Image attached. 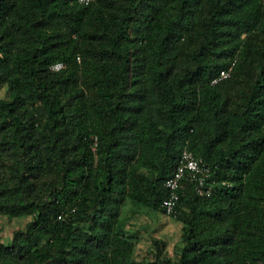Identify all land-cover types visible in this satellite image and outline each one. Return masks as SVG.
I'll return each instance as SVG.
<instances>
[{
	"label": "trees",
	"instance_id": "obj_1",
	"mask_svg": "<svg viewBox=\"0 0 264 264\" xmlns=\"http://www.w3.org/2000/svg\"><path fill=\"white\" fill-rule=\"evenodd\" d=\"M0 87V264H264V0H0ZM183 149L211 193L137 260Z\"/></svg>",
	"mask_w": 264,
	"mask_h": 264
},
{
	"label": "rangeland",
	"instance_id": "obj_2",
	"mask_svg": "<svg viewBox=\"0 0 264 264\" xmlns=\"http://www.w3.org/2000/svg\"><path fill=\"white\" fill-rule=\"evenodd\" d=\"M5 96V87H0V98ZM122 216L127 220L126 227L135 231L132 239L135 245V259L140 260L147 255L152 239L163 241L171 255L174 244L180 239V223L167 215L157 214L130 201L123 205ZM29 221V217L8 219L0 215V242L11 241L14 230L23 228Z\"/></svg>",
	"mask_w": 264,
	"mask_h": 264
},
{
	"label": "built area",
	"instance_id": "obj_3",
	"mask_svg": "<svg viewBox=\"0 0 264 264\" xmlns=\"http://www.w3.org/2000/svg\"><path fill=\"white\" fill-rule=\"evenodd\" d=\"M92 0H77L80 4H88ZM63 68L62 63H57L51 67L52 70L57 71ZM229 76L228 71H221L220 76L214 79L212 83H216L220 79L227 78ZM210 176L209 167L198 157H196L188 149H183L180 153L178 164L165 181V187L168 192V196L162 201V208L164 214L170 216L179 200V189L183 180L192 182L195 192L200 196H207L211 193L212 184L208 182Z\"/></svg>",
	"mask_w": 264,
	"mask_h": 264
}]
</instances>
